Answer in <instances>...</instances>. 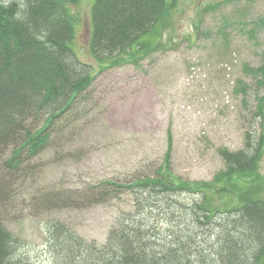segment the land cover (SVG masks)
<instances>
[{
	"label": "trees",
	"instance_id": "trees-1",
	"mask_svg": "<svg viewBox=\"0 0 264 264\" xmlns=\"http://www.w3.org/2000/svg\"><path fill=\"white\" fill-rule=\"evenodd\" d=\"M79 1L0 0V264H37L6 226L13 199L44 164L36 159L54 135L93 108L105 67L138 64L167 47L163 36L178 0H94L90 49L103 63L97 71L72 45L71 7ZM115 56L121 60L107 61ZM247 69L259 90L251 114L262 127L264 63ZM244 142L238 150L220 149L225 167L206 181L174 172L170 142L159 164L123 179L32 194L26 206L32 213L83 209L122 193L133 201L103 243L49 220L48 264H264V131L247 130Z\"/></svg>",
	"mask_w": 264,
	"mask_h": 264
},
{
	"label": "rangeland",
	"instance_id": "rangeland-1",
	"mask_svg": "<svg viewBox=\"0 0 264 264\" xmlns=\"http://www.w3.org/2000/svg\"><path fill=\"white\" fill-rule=\"evenodd\" d=\"M93 2L80 0L71 7L76 17L72 45L97 71L103 63L90 49ZM169 21L163 36L166 48L139 57L138 64L105 67L97 75L93 108L69 130L54 135L53 144L36 159L44 164L13 199L6 226L33 262H49V220H60L84 238L103 243L133 201L122 193L83 209L32 213L26 207L32 194L123 179L159 164L170 142L177 175L210 180L225 167L221 148L241 149L247 130L264 131V115L259 127L251 114L259 90L247 69L264 63V0H178ZM115 59L121 60L115 56L107 61ZM260 172L264 175V157Z\"/></svg>",
	"mask_w": 264,
	"mask_h": 264
}]
</instances>
